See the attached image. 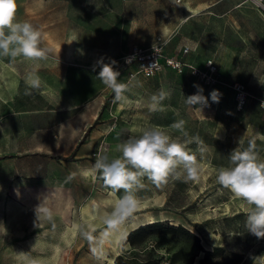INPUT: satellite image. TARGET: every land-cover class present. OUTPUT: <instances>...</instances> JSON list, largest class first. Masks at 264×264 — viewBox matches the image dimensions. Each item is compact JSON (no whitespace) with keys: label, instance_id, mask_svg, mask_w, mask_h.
I'll use <instances>...</instances> for the list:
<instances>
[{"label":"rangeland","instance_id":"obj_1","mask_svg":"<svg viewBox=\"0 0 264 264\" xmlns=\"http://www.w3.org/2000/svg\"><path fill=\"white\" fill-rule=\"evenodd\" d=\"M195 1L17 0L16 19L40 30L46 59L0 57V264H111L114 252L117 264L126 255L129 264H199L200 246L222 248L203 264H264V238L245 223L250 206L216 180L238 140L247 148L264 133V0H199L208 8L188 11ZM159 37L161 67L146 77L142 63L126 56ZM170 57L182 62L181 71ZM101 58L117 62L118 82L128 85L124 101L114 102L97 77ZM209 60L217 65L210 82ZM31 71L42 89L27 95ZM194 84L208 98L203 115L185 103ZM213 90L219 103L211 101ZM161 91L170 96L153 110ZM179 121L187 137L172 127ZM152 126L186 143L201 169L197 180L173 173L157 187L144 177L128 204L121 203L125 190L106 188L99 172L84 174ZM196 137L202 144L188 143ZM256 148L264 158V140L256 138ZM92 201L99 208L94 225L82 211ZM148 214L162 224L135 236L134 245L126 236L152 222ZM111 227L120 232L114 251L101 240Z\"/></svg>","mask_w":264,"mask_h":264},{"label":"clouds","instance_id":"obj_2","mask_svg":"<svg viewBox=\"0 0 264 264\" xmlns=\"http://www.w3.org/2000/svg\"><path fill=\"white\" fill-rule=\"evenodd\" d=\"M16 10L17 0H0V57H21L32 62L46 59V50L40 46V30L28 21H18ZM116 63L115 60L110 63H105L103 58L98 60L97 77L114 92V102H121L126 99L124 93L128 85L118 82L120 72L114 68ZM25 83L29 89L27 95H31L30 90L42 89V82L35 71L27 73ZM193 87L197 88V92L185 97V103L193 111L202 114L203 107L208 105V98L203 95L202 87L196 84ZM169 96L170 93L164 91L159 96L154 95L151 108L156 110L160 101ZM210 97L212 102L219 103L221 93L213 90ZM172 127L185 137L188 136L183 121L174 123ZM256 138L264 140V133H257L256 137L249 140L247 148L243 147L242 140H238V146L229 155L228 166L218 168L216 180L222 188L230 190L236 198L250 206L246 227L251 234L261 239L264 238V158L257 151ZM193 141L202 144L198 137L188 143ZM116 148L120 153L117 158L109 160L107 156H100L84 174L95 176L99 172L106 188L113 192L125 190L127 195L121 203L134 202L132 192L143 186L141 180L144 177L157 187L166 183L173 173L176 179L186 173L185 181L199 178L201 169L197 165L196 156L187 150L186 143L174 139L158 126L142 129L138 137H129ZM200 151L203 152V148Z\"/></svg>","mask_w":264,"mask_h":264},{"label":"built area","instance_id":"obj_3","mask_svg":"<svg viewBox=\"0 0 264 264\" xmlns=\"http://www.w3.org/2000/svg\"><path fill=\"white\" fill-rule=\"evenodd\" d=\"M162 44L163 40L161 37H159L156 41V44L148 50H144L139 45H134L126 56L128 61L127 63L132 61H139L140 63H142L141 69L144 75L146 77H153L154 75H156V73L161 67L160 60L162 58H159V55L161 54L160 51L162 49ZM166 62L175 70H182V62L176 57L167 58ZM207 69L209 72V75L207 76V81H214V76L217 72V65L213 60H209L207 62Z\"/></svg>","mask_w":264,"mask_h":264},{"label":"bare ground","instance_id":"obj_4","mask_svg":"<svg viewBox=\"0 0 264 264\" xmlns=\"http://www.w3.org/2000/svg\"><path fill=\"white\" fill-rule=\"evenodd\" d=\"M117 201L120 204V200L118 199ZM137 208H138V206H137ZM132 209H133V207H132ZM135 209H136V206H135ZM82 211H83V217H84L85 221L88 222L91 225H94L95 224L94 220H96L99 217V208H98L97 202L96 201H92L88 205L84 206ZM103 213L108 215L107 211H105V210H103ZM146 219L150 220V221H154L153 220L154 216L148 214V215H146ZM78 225H79V222L77 220H75L74 223H73V226L70 228L69 239L72 240V239L75 238ZM127 232H129V230ZM119 236H120V232L117 231L115 229V227H111L109 230L104 231L102 233V236H101V240H102V243L104 244V247L105 248L111 247L113 249V251H114L115 250V244H116V242H118L117 240L119 239ZM115 253L116 252H114V254L110 257V263L111 264H117L116 261L114 260Z\"/></svg>","mask_w":264,"mask_h":264},{"label":"trees","instance_id":"obj_5","mask_svg":"<svg viewBox=\"0 0 264 264\" xmlns=\"http://www.w3.org/2000/svg\"><path fill=\"white\" fill-rule=\"evenodd\" d=\"M161 224H162V220H154L152 222H146V223L140 224L138 227L134 228L133 230H131L127 234L126 239L130 240V242L135 245L136 244V241L134 240L135 236L142 234L149 229L160 226ZM170 227L174 228L173 225H171ZM175 229H182V230L186 231L187 233H189L190 235L194 236L199 241V238L196 235H194L193 232H190L189 230H187L183 226L178 225V227ZM200 249L202 251H204V256L200 260L199 264H203V262L205 260H208L211 256L216 255L222 248L220 246H215L212 249H204V248H202V246H200ZM125 257H126V260H124L122 263L123 264H129V262L127 260L128 256L126 255ZM142 264H144V263H142Z\"/></svg>","mask_w":264,"mask_h":264},{"label":"crops","instance_id":"obj_6","mask_svg":"<svg viewBox=\"0 0 264 264\" xmlns=\"http://www.w3.org/2000/svg\"><path fill=\"white\" fill-rule=\"evenodd\" d=\"M207 2H204V1H199V0H197V1H195V2H190V5H189V7L187 8L188 9V11H190V12H199V11H201V10H203V9H205V8H208V4H206ZM205 4V5H204ZM191 6V7H190ZM198 9H197V8ZM191 9V10H190ZM193 9V10H192ZM195 10V11H194Z\"/></svg>","mask_w":264,"mask_h":264}]
</instances>
